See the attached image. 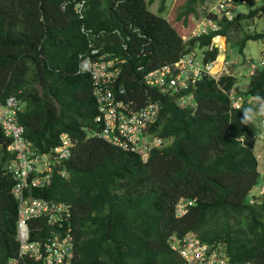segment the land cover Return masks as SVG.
<instances>
[{
	"label": "trees",
	"instance_id": "1",
	"mask_svg": "<svg viewBox=\"0 0 264 264\" xmlns=\"http://www.w3.org/2000/svg\"><path fill=\"white\" fill-rule=\"evenodd\" d=\"M80 1H85L82 18L75 9ZM154 1L0 0L2 99L15 96L25 103L18 118L39 150L58 144L63 132L76 143L73 157L55 168L50 183L32 188L30 195L74 207L79 240L74 264H186L169 242L187 234L222 245L230 264H264V194L257 196L263 179L255 152L264 117L241 123L242 110L257 108L254 98H264V68L234 98V75L200 74L175 95L146 82L148 73L176 63L195 46L203 52V71L218 54V48L208 49L214 34L227 36L230 44L229 34L242 32L241 52L249 40L263 39L264 32H246L244 22L264 14V0L233 22L218 18L220 31L188 43L164 17L166 0L158 9L162 15L150 9ZM206 1L211 0H184L177 19L195 14ZM92 30L101 34L92 36ZM92 42L116 61V92L125 91L139 107L148 98L161 104L148 132L165 143L147 159L90 136L99 127L97 103L79 61ZM184 94L198 102L197 109L178 104ZM9 142L0 127V264L19 250ZM182 204L186 212L180 216ZM30 228L34 240L58 230L45 217L31 220Z\"/></svg>",
	"mask_w": 264,
	"mask_h": 264
},
{
	"label": "clouds",
	"instance_id": "2",
	"mask_svg": "<svg viewBox=\"0 0 264 264\" xmlns=\"http://www.w3.org/2000/svg\"><path fill=\"white\" fill-rule=\"evenodd\" d=\"M155 1L153 2V4L155 3ZM248 1L249 0H247V3L244 6H241L240 11L234 17L233 20H228L225 16L217 14L215 12L214 6H213V9H212V10H214V12L211 11V9H210L208 15L205 16V17H201L199 22H198V18L200 16H198V14H196L198 11L195 14L189 15V17L192 16L190 18L189 17L183 18L182 20L185 21V22L189 19V32L185 33V34H184V30L186 28H185L184 22L181 21L180 25H177L178 24V22L176 23L177 16L176 17L172 16V11L169 10V1L168 0H166L167 9L165 11L164 17L167 18L168 21L177 29L179 34L183 37V40L186 43H188L192 39H195V38L200 37L202 35H208L210 33H217L218 31H220L221 28H222V25L218 22L219 19L226 18L227 21L233 22L235 20V18L239 14H241L243 12H246L244 7L246 5H248ZM81 2H84V5H85V1H80V3ZM161 3H162V0L160 2V5H161ZM254 3L257 4V7H259L262 4L261 0H255ZM214 4H215V0H214ZM84 5H83V7H84ZM77 6H78V4L75 6V9H76L77 12L82 14L80 16L82 18L83 17V13H82L83 12L82 11L83 7L81 8L80 11H78ZM211 7H212V4H211ZM150 9L152 10L151 7H150ZM158 9H159V6H158L157 10H154V11L152 10V11L155 14H157V15H160V14L162 15V13L158 14ZM260 13H263V12H260ZM175 14H176V11H175ZM258 16L264 17V14L262 16L260 14H258L254 19L250 20L247 23L246 27H245L246 32H249V33L264 32V31L255 30V27H254V30H252V31L249 29V26L251 24L254 25L255 19H257ZM211 20H215L217 22L218 29H213V28L210 27L207 30V32L200 33L199 32L200 28L204 24L208 23ZM82 30L85 33L89 34V31H87L85 28H82ZM233 32H235V31H233ZM233 32H231L229 34L231 36V40L233 41V43L241 45L240 43L234 42V39L237 40L238 37ZM92 33H93L92 36H96V35L101 34V32L100 33H95L93 30H92ZM217 37H224L225 38V41H226L225 42V49L223 51L227 52V50L229 48V38L227 36H225V35L214 34V36L212 37L211 44L208 46V49L212 50L214 48H218V54H217L216 59H211L207 63H204V65H203L204 70L202 71L201 70L202 60H201L200 56L202 54V58H203V52H202L201 49H199V48L194 49V47H193V50L190 51V52L194 51L196 53V55H197L196 59H199V60L197 61V65L195 64V67L197 68L198 65H199L200 72L194 74L193 69H192L190 75H187V77H186V74L184 73L185 76L183 78L185 80V85H183L181 83L182 81L180 79H178V84L177 85H171L170 83H167L164 87H161V88L163 90H165V91H169L172 95H175L177 92H181V91L185 90L190 84L194 83L195 79L200 74L202 76V74L205 73L206 75H210V76H212L214 78H217V79L220 78V76L225 75L226 70H224V69H225L226 65H228V64L230 65L231 64V60H228V57H226V58L223 59V62H216L217 59H218V56H219V54L221 52L220 43L218 41L215 42V40L218 39ZM259 40H262L264 42V38L263 39H259ZM92 45H93V47H92L90 52H88V53L86 52V53L80 54V61H79V72L80 73L89 74V76L91 78V84H92V86H91L92 87V94L95 97L96 103H97L98 113H97V115L95 117V124L97 126H99V127H98V130H96L95 132H93V131L91 132L90 131V136H97V137H99V138L111 143L112 145L120 147L123 150L137 152V153L141 154L144 159H147L152 148H161L164 145V143H165L164 140L161 137L157 136L156 134H151V133L148 132L149 126L152 123H154L157 120L158 116H159V111L161 109V104H160L159 101H153L151 98H148V99H146V103L139 107L136 104L135 99L128 98L127 93L125 91L121 90L119 92H116V90H114L113 87L115 86V83L117 82V78L118 77L109 86L107 85L108 86L107 89H103L102 88L101 90H99L98 87H96V85H95L94 77L89 72H83V71L80 70V63H81V60H82L83 56H85V54H87V55L91 54L92 57L95 58V59L101 57V60H105V61L112 60V61H114L115 64H116V61L113 60V59H107L108 55H101L99 53V49L98 48H94L93 42L90 43V47ZM94 49H98V52L96 54H92V50H94ZM198 54H199V56H198ZM166 65L175 66V63L174 64H166ZM247 65H248L249 70H246V72H247V74L249 75V78H250V76H253V75L257 74L260 69L264 68V58H259V59L251 58V59H248L247 60ZM234 66L237 67V65H234ZM155 70H157V69H155ZM188 70H189V68H188ZM147 75H146V82H147ZM229 76H231V75H229ZM248 82H249V80H248ZM148 84H150V83H148ZM150 85H154V86L160 87L158 84H150ZM172 88H174V92L171 91ZM233 93H235L234 90H232V92H231V98L235 97V94H233ZM10 98H14L17 101V103H18V107L15 109V113H14V124H16L17 127H21L22 128L21 135H22V138H23V145L26 147V149L30 147V150L31 149L37 150L39 153H41L43 155H48L51 158L50 161H51L52 167H51V169L49 171H46L44 173L34 171L32 173V175L36 174L37 176H46V175L49 176V181L48 182L46 181L45 184L38 185V186H33L32 188H34V187H44V186H46V185H48L50 183L51 177H52V174H53L55 168L58 167L59 165H64L65 162H67L68 160H70L73 157L74 148L76 146V143H75L73 137L69 133L63 132V133L60 134L58 144H56L55 146L51 147L47 151L39 150L35 146V144L26 136L25 127L19 121V118H18L19 113L22 112L25 109V103L21 99L15 97V96H9L5 100H3L2 99V94L0 93V101L3 104L7 103V101ZM254 99L257 102V108L248 107V108H244L242 110L241 123L245 124L246 126L248 124L253 123L257 119V117H264V98H262L260 96H257ZM241 100H242L241 96L238 97L237 99H234V106H236V107L239 106L241 104ZM250 100H253V98H251ZM151 102L154 103V105H155L156 113H155L154 116H152L151 118L146 120L145 127L143 126V128L140 129V131H139V133H138V135L136 137L125 138L124 136H122L121 132L119 131L121 124H123L125 122V120H127V119L137 117L139 115L138 112H142L143 113L144 111H146V109L148 108L147 107L148 104L151 103ZM178 104L181 107L190 106V107H193L195 109H197V107H198V102L193 97L185 95V94L182 97L179 98ZM110 109H112L111 111L114 113L115 120L113 121L111 127H108L107 117H108V114H110V112H111ZM263 126H264V122H263ZM0 127H1V129L3 131V133L5 134V136L10 140L7 148L14 155V159L11 161V163H10V165L8 167L9 171L11 172L12 168H14L16 166V164H17L16 163L17 162L16 161L17 150L15 149V147H16L15 134H14L13 128L6 127V124L1 119H0ZM63 135H68V137H69L68 139L71 141V154L66 159L57 160L56 161L54 156L57 155V152L55 151V149L63 144V140H64V136ZM119 139H121L123 144H121L120 141L118 142ZM239 140H241V137L237 136L236 137V141H239ZM166 142L168 144L169 143V139H167ZM126 143H127V146H125ZM59 172L62 175H64L65 171L63 169H59ZM32 188L30 190H28V191L27 190L25 191V196L26 197L36 198V197H33L32 195H30ZM12 192H13V189H12ZM13 194L15 195L14 192H13ZM262 194H264V187L263 186H261L260 189L258 187L257 196H260ZM16 198L19 200V198L17 196H16ZM38 198H41V197H38ZM44 199H46V198H44ZM19 203H20V200H19ZM182 208H183V204L181 205V207L179 209L180 216L184 215V213L186 212V208H184V209H182ZM18 210H19V208H18ZM74 214H75L74 218L71 219V226L73 227V233H74V248H73V252L71 253V256L69 257V263L68 264H74V262L76 261V259L78 257V243H79L78 236H77L78 235V224H77L78 215L75 213V211H74ZM39 218H42V217H39ZM39 218H30L28 220V223L24 227H20V224H19V221H18V216H17L16 237H17V240L19 241V250H18L17 254H15L14 256H12L8 260L7 264H11L12 260L14 258H16L17 255L19 254V251H20V248H21V234H23L24 232H27L28 239L31 242H42V243L47 242L49 238L60 237V239H61L66 234V228L65 227L61 228L58 225H52V224H50L48 222V224H50L53 227H56L58 230L56 232H54V230H51L48 236L42 235V236H38V239H35V240L31 239L30 222L33 219H39ZM47 221H48V219H47ZM191 238L196 239L198 241L199 245H206L207 249L209 251L216 253L221 259L224 260V264H230L229 253H227L226 249H224L222 247V245H218L216 243V247H212L211 245L203 243L200 238H198L197 236H194L192 234H187V235H183V236L175 235L173 240L171 242H169L170 247L174 251H176L184 259L186 264H192V260L190 259V253L188 252ZM27 259L33 261V263H31V264H34V263L41 264L39 259L36 257V255L34 253L28 252L25 255V258L23 259V262L21 264H25V261H27ZM246 264H252V263H246Z\"/></svg>",
	"mask_w": 264,
	"mask_h": 264
},
{
	"label": "built area",
	"instance_id": "3",
	"mask_svg": "<svg viewBox=\"0 0 264 264\" xmlns=\"http://www.w3.org/2000/svg\"><path fill=\"white\" fill-rule=\"evenodd\" d=\"M247 0H215L214 9L217 14L225 16L228 20H233L240 11L241 6H244ZM84 2L78 4V11L83 7ZM239 8V10H238ZM218 29L217 22L211 20L204 24L199 32H207L209 28ZM254 25L251 24L249 29L254 30ZM98 49L92 50V54H96ZM196 53L189 52L185 54L180 61L173 65H164L161 68L150 72L147 75V82L150 84H158L164 87L167 83L177 85L180 79L185 85L184 76L188 68L192 71L195 67ZM195 57V58H194ZM80 70L89 72L95 79V85L99 90L107 89L113 83L117 76L119 69L115 67L112 60L105 61L99 58H93L91 54H85L80 63ZM187 77V74H186ZM108 85V86H107ZM18 107V103L14 98H10L7 103L3 104L0 101V119L6 124V127L13 128L16 140L17 158L16 166L12 168L11 172L16 179V184L13 192L19 198L18 221L20 227H24L30 218L46 217L48 222L52 225L66 228V234L60 237L49 238L47 242H31L28 239L27 232L21 234V248L19 254L14 258L11 264H21L25 255L28 252L34 253L41 264H68L69 257L74 248V233L71 226V219L74 218V208L67 203H56L44 198L26 197L25 191L30 190L33 186L43 185L49 181V176L32 175L34 171L44 173L49 171L52 167L51 158L48 155H43L37 150L26 149L23 145V138L21 135L22 128L14 124V113ZM148 107V108H147ZM146 111L138 112L139 115L134 118L125 120L121 124L119 131L125 138L136 137L143 126L146 125V120L155 115L154 103H149ZM112 109H110L111 111ZM115 120L114 113L111 111L107 117L108 127H111ZM9 124V125H8ZM107 127V128H108ZM63 144L55 149L57 155L54 156L56 161L63 160L71 154V141L68 135H63ZM121 144V139L118 140ZM127 146V143L125 144ZM190 259L192 264H224L216 253L207 249L206 245H199L194 238L190 239L189 249Z\"/></svg>",
	"mask_w": 264,
	"mask_h": 264
},
{
	"label": "rangeland",
	"instance_id": "4",
	"mask_svg": "<svg viewBox=\"0 0 264 264\" xmlns=\"http://www.w3.org/2000/svg\"><path fill=\"white\" fill-rule=\"evenodd\" d=\"M168 1H169V10L172 11V16L176 17L175 11L179 7V5L184 2V0H168ZM254 1L255 0H249L248 1V5H246L244 7L246 12H249L251 9H254L257 7V4L254 3ZM160 2H161V0H156L155 3L151 6L153 11L157 10L158 6H160ZM211 4H212V7H211ZM213 6H214V0L206 1L204 4H200L198 6V12L196 13V14H198V16H200L198 18V22H199L201 17H205L208 15L210 9H211V11L214 12V10H212ZM238 10H239V8H238ZM158 14H159V12H158ZM190 17H192V16H190ZM181 21H183V20L182 19L181 20L176 19V23L178 22L177 25H180ZM183 22H184V25L186 28L184 30V34H185V33L189 32V19L186 22L185 21H183ZM248 22L249 21H245L244 25L246 26ZM254 26H255V30L264 31V17L258 16L257 19H255ZM233 33L236 34L238 37L237 40L234 39V42H237L240 39L241 35L243 34L242 32H238V31L233 32ZM217 38L218 39H216L215 42L218 41L220 43L221 52H220L216 62H223V59L228 57V60H231V64L226 65L224 70H226L225 75H235V77H237L234 92H236L237 90H241V91L246 90L247 85H248V80L250 79L249 75L246 72V70H249L248 65H247V60L251 59V58H254V59L264 58V42L262 40H250L246 43V45L243 49V52H241L239 50V47L241 45H238L235 43H230L227 52H225V51H223L225 49V42H226L225 38L224 37H217ZM196 48L197 47L195 46L194 49H196ZM198 56H199V54H198ZM198 60L199 59H196V61H195L196 65H197ZM234 65H237V67H235ZM193 72H194V74L200 72L199 65L197 68L193 69ZM190 73H191V70L189 69L186 71L185 74L190 75ZM233 94H235V93H233ZM255 152H256L257 158L259 160L258 171L261 173L260 179H263L262 182L260 181V184L258 186L260 187L263 185V187H264V134L261 135V138H259L257 140Z\"/></svg>",
	"mask_w": 264,
	"mask_h": 264
}]
</instances>
